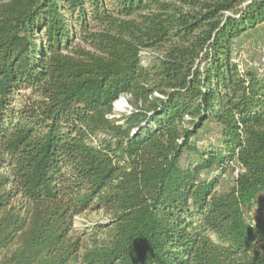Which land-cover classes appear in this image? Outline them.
<instances>
[{
  "label": "trees",
  "instance_id": "obj_1",
  "mask_svg": "<svg viewBox=\"0 0 264 264\" xmlns=\"http://www.w3.org/2000/svg\"><path fill=\"white\" fill-rule=\"evenodd\" d=\"M263 21L264 0H0V264H264V66L232 55Z\"/></svg>",
  "mask_w": 264,
  "mask_h": 264
},
{
  "label": "rangeland",
  "instance_id": "obj_2",
  "mask_svg": "<svg viewBox=\"0 0 264 264\" xmlns=\"http://www.w3.org/2000/svg\"><path fill=\"white\" fill-rule=\"evenodd\" d=\"M232 55L234 60L239 64L241 68L260 67L261 69H263L262 66H264V21L256 25L254 28L247 30L245 33L235 39L232 47ZM118 100L121 102V106L113 107V116L115 117H118L120 113H126L125 111H123L122 107V104L125 100L123 99V97ZM197 137L199 140L197 141L198 143H205L207 140H215L216 135L211 126H204L198 132ZM224 180H229V177H224ZM83 217L82 218L84 220H95L101 217V213H89L88 215ZM260 217H264V205L253 207L248 214V218L250 220H256ZM75 220H78L77 217L75 218ZM74 225L80 226V223H76Z\"/></svg>",
  "mask_w": 264,
  "mask_h": 264
},
{
  "label": "built area",
  "instance_id": "obj_3",
  "mask_svg": "<svg viewBox=\"0 0 264 264\" xmlns=\"http://www.w3.org/2000/svg\"><path fill=\"white\" fill-rule=\"evenodd\" d=\"M122 97H123V99L125 100V101L123 102V104H122L123 111H125L126 113H129L130 110H131V107L128 105V103H127V101H126V97H125V96H120L118 99H120V98H122ZM118 99H117V100H118ZM117 100H116V101H117ZM116 101L113 103V107H114V106L116 107L115 104H116L119 100H118L117 102H116ZM124 103H125V104H124Z\"/></svg>",
  "mask_w": 264,
  "mask_h": 264
},
{
  "label": "bare ground",
  "instance_id": "obj_4",
  "mask_svg": "<svg viewBox=\"0 0 264 264\" xmlns=\"http://www.w3.org/2000/svg\"><path fill=\"white\" fill-rule=\"evenodd\" d=\"M116 106H121V102L118 101V102L116 103Z\"/></svg>",
  "mask_w": 264,
  "mask_h": 264
}]
</instances>
